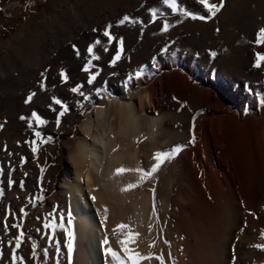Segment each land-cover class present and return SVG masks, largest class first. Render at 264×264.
<instances>
[{"label": "rangeland", "instance_id": "rangeland-1", "mask_svg": "<svg viewBox=\"0 0 264 264\" xmlns=\"http://www.w3.org/2000/svg\"><path fill=\"white\" fill-rule=\"evenodd\" d=\"M177 3L179 10L173 12L164 0H0V254L9 249L11 237L24 232L46 264L47 245L59 224L77 220L72 187L86 124L117 98L146 118L144 137L136 145L144 149L137 158L141 175L151 174L135 176L130 184L136 199L139 193L149 196L146 231L165 238L152 236L153 245L157 238L166 246L154 256L168 254L164 264H210L213 237L227 232L230 264H264V250L254 247L264 244V66L253 67L256 53L264 54V45L255 43L264 28V0H223V8L206 20L192 18L209 15L199 0ZM125 15L134 22L120 23ZM106 30L114 37L111 42L103 35ZM120 40L123 51L113 64ZM90 46L99 59L89 56ZM91 75L96 78L89 84ZM77 86L83 95L71 91ZM150 91L154 103L148 106ZM126 92L130 99L124 98ZM53 98L67 106L64 115ZM33 112L46 123L38 126ZM158 120L162 126L155 133ZM167 128L175 130L168 146ZM36 132L51 140L41 143ZM239 137L247 151L240 163L229 153ZM177 146L181 151L151 172L155 153ZM107 163L103 158L95 178L106 199L87 190L85 203L123 257L119 240L128 232L122 230L124 236L115 241L113 218H123L121 224L134 234L125 219L131 217L132 200L125 192L127 181L120 183L116 173L113 184L108 180ZM214 184L224 187L225 201H215ZM103 204L112 212L104 214ZM45 223L55 224V231ZM130 247L139 253V245Z\"/></svg>", "mask_w": 264, "mask_h": 264}, {"label": "bare ground", "instance_id": "bare-ground-1", "mask_svg": "<svg viewBox=\"0 0 264 264\" xmlns=\"http://www.w3.org/2000/svg\"><path fill=\"white\" fill-rule=\"evenodd\" d=\"M123 96L125 99H130L132 94L131 92H126L125 94H123ZM152 97L153 91H150L148 96V106H150V104L153 105L154 103V97ZM155 110L156 109H154L153 112ZM145 122V116L139 115L134 106L126 105L124 104V102L117 98L114 101L110 102L108 107L103 108L97 112V119L95 121H92L91 119L88 121V123L86 124V135L84 137L83 145L79 148L78 156H76L77 160L75 163L78 165V170L76 172V184L72 187V194L75 202L74 205L79 212L77 213V220L75 219L73 224H68L66 223V221L61 223L63 225V228L59 227L56 233H53L54 240L47 245L49 257L46 264H57V261H59V264H68L67 248L65 247L67 243V232H65V229L70 230L74 235V251L72 256V264H114L110 256H105L106 246L103 244V241L106 236L104 229H101L102 227L99 226L98 219L95 217L92 207H89V204L87 203L88 205H86L85 203L86 198H88L87 190H92L93 193L97 191V193L95 194H97L99 196V199L102 201L106 199L105 195L103 196V194L99 192L100 188L95 182L96 174L101 171V162L103 158L108 159L107 178L111 182V184H113L114 182L113 174H117V169H127V171L122 174H117V176L120 183H125V181L128 182L127 190L125 189V192L129 199L131 198L132 200L131 207H133V210H131L132 218H128L125 215V219L127 220V222L129 220L131 224L134 233L133 235L138 234L137 240L134 244L135 246L139 245V253L142 255L151 254L153 257H155V253L160 254V251L162 249H166L164 243L162 244L161 242L160 244L159 242L161 239L165 240L164 237H161L163 233H153L154 231H146L148 229V225L150 224V222L147 221L149 213V196H142L139 193V199H136L137 193L135 191V185L133 184V187L129 188V186L131 185L130 179H133L138 175L139 177L142 176L141 166H139V159L137 158V151L142 148L144 149V147H137L136 145L144 137L143 135L145 134ZM160 126H162V122L158 120L157 124L153 128V131L155 133L160 131ZM233 129L235 130V128ZM167 130L169 133V136L167 138L168 146L169 144H171V140H173L172 133L175 130L172 128H167ZM157 136H160V132L157 134ZM90 140L92 141V143H90ZM244 141V138L240 139V137L238 139H235L233 141L231 149H229V153L232 154L235 160L239 163L244 161L243 158H245V156L247 155V151L244 147L246 143ZM156 146H160L159 141L156 142ZM225 154L227 155L226 152ZM249 159L250 158H248V160ZM227 164V166H229V163ZM129 173L131 174V176H126ZM215 180L218 183L217 179L213 178L214 183H216ZM224 186L227 188L225 184ZM212 188L213 193L211 194L213 195L215 201L219 202L226 200V197L228 196L224 191V187H222V185L214 184ZM230 195L231 194H229V196ZM249 195L250 199L253 201L254 193L253 191H251V189H249ZM79 201H82L81 203L83 204V207L80 205ZM103 206L104 207L102 212L104 214L112 212L111 206L109 207L108 205L111 210L104 204ZM234 220L237 221L238 218L235 216ZM121 221L124 222L123 218L121 217L119 219L115 217L113 218V224L115 226L120 225L122 223ZM157 230L158 228L155 230V232ZM122 234L123 233L121 231L117 232L115 241H118L122 236H124ZM124 234L126 236L128 235V233L126 232ZM154 235L161 237V239L157 241L156 238L155 244L153 245L154 238H152V236ZM17 236L18 235L11 237V240L9 241L10 243L8 245L9 251L4 250L0 254V264H13V261L11 259L13 252H15L17 256L24 258L23 264H41L37 251L36 257H32V245L35 244L32 238L24 236L20 248L16 249L15 242ZM169 237L172 240L176 239L174 237V234L172 233H169ZM213 238L214 239H212L213 243L211 244V252L209 254L211 260L210 264H230L231 258H233L231 249L232 237L230 233L220 232L217 233L216 237ZM9 239L10 238H8L7 240ZM108 240V246L116 251L113 241L114 237L113 239L108 238ZM57 241L60 242L59 255H57L56 253ZM85 241L89 245L88 248L87 245L85 246V244L83 243ZM175 245L176 250H178L179 244L175 242ZM167 256L168 254H163V260H165ZM15 264H21V261L17 260ZM145 264H155V259L153 258L150 260H145Z\"/></svg>", "mask_w": 264, "mask_h": 264}, {"label": "snow or ice", "instance_id": "snow-or-ice-1", "mask_svg": "<svg viewBox=\"0 0 264 264\" xmlns=\"http://www.w3.org/2000/svg\"><path fill=\"white\" fill-rule=\"evenodd\" d=\"M199 2L203 6V8L207 11V13L209 15L208 16H192L193 19H201V20L209 19L210 17L215 16L224 6L223 0H220L219 3L211 2V0H199ZM164 3L173 12H176L179 10L177 0H164ZM183 15L189 16V15H191V13L184 11ZM152 16L153 17L156 16L155 10L152 11ZM124 22L133 23L134 21L131 20L130 17L125 15L123 17V19L120 21V23L123 24ZM109 27H111V26L109 25ZM168 27H169V25L167 23H165L163 25V30L166 32L168 30ZM103 35L108 38L109 42H111L114 39V37L107 30L103 33ZM100 43H101V41H99V40L96 41V44H100ZM255 43L257 45H264V28L259 30L257 37L255 39ZM93 48H94V46H90L87 49L89 56H91L93 60L99 59V57L94 54ZM122 51H123V40H120V49H119L117 56L112 61L113 64H115L116 60L120 59L119 53ZM165 51H167V49H165ZM77 55H79L78 51H77ZM211 55L214 57L216 55V53L213 52V53H211ZM90 66H91V61L88 62V64L84 67L83 70L85 72H89ZM262 66H264V54L257 52L255 55V63L253 64V67L259 69ZM60 75H61L62 79L66 82L68 79L67 75L63 72H61ZM96 75H98V73H96ZM140 75H141L140 72L136 73L137 78H139ZM95 78H96L95 75H91L89 80H88V83L91 84L95 80ZM131 79H132V77L129 76V80H131ZM80 87L81 86L73 87L71 89V91L74 93H78L80 95H83V93L80 91ZM32 95H35V93H33ZM31 99H32V96H29L28 101H30ZM53 103L60 105V107H61V109H63V111H61L59 113V115H61V116L64 115V113L67 111V106L64 105L59 99H56V98H53ZM21 119L23 120V119H25V117H21ZM31 119L33 121H35L38 126L46 123L35 112L32 113ZM56 123H57V125H59V123H60L59 119L56 120ZM28 126L31 128L32 123L29 122ZM35 135L38 139H40L41 143H46V142L51 140V137H48L47 140L41 139V133L40 132H36ZM33 143H35V141H33ZM32 151H33V153H35L37 151V148L33 147ZM180 151H181V148L179 146H177L168 152H157V153H155L153 159L156 161V163H155L154 167L152 168L151 172L157 171L162 162H164L165 160H170L175 154H177ZM125 171H127V169H123V168L117 169V174H122ZM137 171H140V170H137ZM150 174L151 173H148V172L143 173L141 176V179H143L144 176H148ZM8 183H9V186H11L12 181L9 180ZM21 187H23L22 183H21ZM131 187H133V185L129 186V188H131ZM21 211H23V210H21ZM105 211H107V210H105ZM61 219H63V217H61ZM68 223L71 224V220H69ZM8 227H9V225H7V224L4 225L5 230H7ZM11 227L17 228L18 225L17 224H11ZM44 227L45 228L51 227L53 229V231H55L56 225L55 224L50 225L48 223H45ZM60 227L63 228V225L61 224ZM122 230H127V232H128L127 239L119 241L120 248L124 253L123 257H121L118 252L114 251L111 247L108 246L109 240H108L107 236L105 237V239L103 241V244L106 246L105 247V256H110L112 261L114 262V264H142L143 261L150 260L153 258L159 260L160 264H164V260L162 257H160V256L153 257L151 254L142 255L130 247V245H132L136 242L138 234L133 235L132 230L127 225L120 224L113 231L114 232H120ZM65 231L67 232V243L65 245V247L67 248V260H68V264H72V256H73V251H74V243H73L74 242V235L68 229H65ZM23 237H24V232H20L19 235L16 237V242H15V248L16 249L20 248L21 243L23 242ZM254 247H257V248H260L261 250H264V244L254 245ZM56 253H57V255L60 254V242L59 241L56 242ZM44 254H45V256H47V254H48L47 250H45ZM32 257L33 258L36 257V245L35 244L32 245ZM11 259L13 261V264H15V262L17 260H20L21 264H23V260H24L23 257L17 256V254L15 252L12 253ZM57 264H59V261H57Z\"/></svg>", "mask_w": 264, "mask_h": 264}]
</instances>
